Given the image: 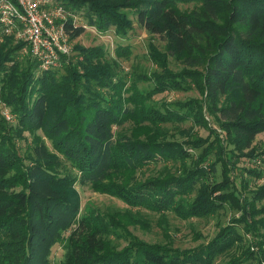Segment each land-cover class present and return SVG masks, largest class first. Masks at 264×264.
I'll list each match as a JSON object with an SVG mask.
<instances>
[{
  "label": "rangeland",
  "instance_id": "374dc122",
  "mask_svg": "<svg viewBox=\"0 0 264 264\" xmlns=\"http://www.w3.org/2000/svg\"><path fill=\"white\" fill-rule=\"evenodd\" d=\"M66 1L70 4L52 0L54 9H63L67 18L85 28L79 38L69 41L73 53L66 63L73 64L82 77L75 93L78 102L86 107L91 97L104 96L109 101L115 98L121 121L113 127L118 148L124 150L128 142L143 143L155 146L156 152L153 159L135 169L119 161L111 180L102 186L81 185V173L75 164L61 154L43 130L12 112L13 103L8 104L6 98L14 102L18 90L9 93L4 89L13 70L25 73L30 61L35 62L38 65L31 70L33 84L26 93L28 104L31 94L32 101L47 88L49 79L45 87L38 80L48 72H58L53 78L59 82L65 75L63 68L40 69L30 48L18 39L22 25L7 35L0 24V50L4 45L15 49L13 62L0 66V154L6 156L10 166L7 178L16 185L9 192L24 189L23 183L35 162L43 163L57 175L75 178L63 192L76 203L79 213L75 224L59 232L49 254L50 264H67L71 245L82 238L77 231L80 221L90 229H100L111 251L122 252L133 243L143 242L187 252L207 246L220 235H230L232 246L216 254L214 264H264V133L248 144L244 137L224 128L226 120L220 109L226 100L207 99L202 66L190 65L183 56L172 54L167 40L140 24L138 11L149 0H130L129 4L126 0H112L113 7L108 11L124 22L107 31L89 25V0ZM229 5L220 7L222 16L230 11ZM179 8L192 13L201 4L191 0L179 4ZM244 35L245 32L241 38L249 41ZM89 51L100 52V57L84 61ZM82 63H101L116 69L115 76L109 78L114 91L86 76L88 70L80 66ZM19 79L22 82L23 77ZM67 106L65 101L50 99L47 120L53 122L61 111L74 114ZM125 109H130L129 114ZM40 144L52 155L49 163L35 154ZM162 146L164 153L159 151ZM165 189L176 193L167 207L159 203L157 195ZM132 190H137L136 194ZM117 195H128L132 204ZM196 204L201 212L190 213ZM0 243H7L0 248V264H10V239L6 234L0 235Z\"/></svg>",
  "mask_w": 264,
  "mask_h": 264
},
{
  "label": "trees",
  "instance_id": "16d2710c",
  "mask_svg": "<svg viewBox=\"0 0 264 264\" xmlns=\"http://www.w3.org/2000/svg\"><path fill=\"white\" fill-rule=\"evenodd\" d=\"M189 1L149 0L146 7L138 11L140 24L150 33L167 40L172 54L183 56L190 65L202 66L207 99L223 97L226 100V105L220 109L226 120L224 128L244 137L250 144L257 135L264 133V0H193L201 4L199 10L192 13L180 10L179 4ZM65 2V5L69 3ZM88 2L89 25L107 31L123 24L120 16L108 11L113 7L112 0ZM125 2L129 4L130 0ZM226 3L230 4V11L224 17L220 7ZM65 30L72 40L85 32V28L74 25L71 18L66 22ZM243 32L249 41L241 38ZM6 46L0 50L1 67L13 62L15 49ZM95 51L86 53L84 61L100 57V52ZM29 64L25 73L13 70L12 75L7 76L4 89L9 93L18 91L14 102L7 98L6 101L13 103L12 112L19 119H30L61 154L75 164L81 173V185L102 186L111 180L119 161L135 169L153 159L156 147L152 145L128 142L123 145L124 150L118 148L113 127L121 121L115 98L109 101L104 96L91 97L86 107L78 102L75 93L80 89L82 77L73 64H63L61 68L65 75L59 82L54 79L58 72L44 74L38 84L45 87L49 79L46 90L32 101L31 94L30 103L26 104L27 88L34 76L31 70L38 65L31 61ZM80 66L88 70L86 76L98 79V86L114 91V83L109 78L115 76L116 69L101 63H82ZM20 77H23L22 82ZM48 99L65 101L74 114L61 111L53 122H49ZM124 112L129 114L130 109ZM162 149L159 151L164 153L166 149L163 146ZM35 154L47 163L52 156L43 144L36 146ZM5 158L0 154V235L6 234L10 239L7 262L50 264L49 254L59 232L75 224L79 213L76 203L63 192L64 187L74 184L75 178L57 175L43 163L35 162L23 183L24 189L10 193L9 189L16 185L7 178L11 171ZM134 191L136 194L137 190L131 192ZM261 192L264 195V188ZM157 195L160 196L159 203L164 202L167 207L176 193L165 189ZM117 197L132 204L128 195ZM190 210L192 214L201 212L197 204ZM78 225L77 231L82 238L71 245L67 264H214L216 254L232 246L230 235H220L207 246L187 252L143 242L133 243L130 248L117 252L108 249L100 229H90L84 221ZM3 246L7 243H0V248ZM241 262L238 264H243Z\"/></svg>",
  "mask_w": 264,
  "mask_h": 264
},
{
  "label": "built area",
  "instance_id": "2783aa9c",
  "mask_svg": "<svg viewBox=\"0 0 264 264\" xmlns=\"http://www.w3.org/2000/svg\"><path fill=\"white\" fill-rule=\"evenodd\" d=\"M63 12L54 9L52 0H1L0 24L7 35L22 25L18 39L30 48L40 62V69L49 71L61 68L73 53L71 37L65 30L69 18Z\"/></svg>",
  "mask_w": 264,
  "mask_h": 264
}]
</instances>
